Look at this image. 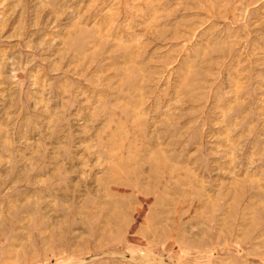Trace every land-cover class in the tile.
<instances>
[{
	"label": "rangeland",
	"instance_id": "obj_1",
	"mask_svg": "<svg viewBox=\"0 0 264 264\" xmlns=\"http://www.w3.org/2000/svg\"><path fill=\"white\" fill-rule=\"evenodd\" d=\"M0 264H264V0H0Z\"/></svg>",
	"mask_w": 264,
	"mask_h": 264
}]
</instances>
